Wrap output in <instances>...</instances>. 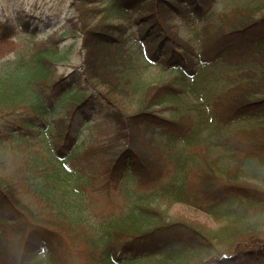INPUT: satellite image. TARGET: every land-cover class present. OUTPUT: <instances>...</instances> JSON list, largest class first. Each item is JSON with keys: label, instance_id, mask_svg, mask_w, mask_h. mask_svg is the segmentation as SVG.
<instances>
[{"label": "trees", "instance_id": "trees-1", "mask_svg": "<svg viewBox=\"0 0 264 264\" xmlns=\"http://www.w3.org/2000/svg\"><path fill=\"white\" fill-rule=\"evenodd\" d=\"M240 1L71 0L62 25L0 23L28 38L0 61V264H264V124L229 127L264 114V0ZM173 10L207 47L167 31ZM92 117L104 135L86 144ZM223 137L234 145L214 153Z\"/></svg>", "mask_w": 264, "mask_h": 264}, {"label": "rangeland", "instance_id": "rangeland-1", "mask_svg": "<svg viewBox=\"0 0 264 264\" xmlns=\"http://www.w3.org/2000/svg\"><path fill=\"white\" fill-rule=\"evenodd\" d=\"M70 1L71 0H0V23L4 21L5 19H8L9 20L8 23H11V21H13V18L19 14L24 15L23 17H29L30 14H33V15H37V16H41L45 18L48 15L52 16L53 14H60L61 12V18H62L61 25H62V24H65L69 16H71L70 13L72 10L70 8ZM207 1L208 3H211V6L213 7L216 6V8L223 7L224 5L225 7L228 5L233 6L235 3H237L236 0H206V2ZM240 2H243L246 4L250 3L251 6H254L256 8L257 6L261 4L260 0H242ZM176 5H177V9H179V11H181L183 14L187 6H183L180 4H176ZM261 11H264V8H262ZM64 15H65V18H63ZM134 15L135 14L131 13V15L129 16V19L133 20ZM165 20H166L165 27L167 31H169V33H171V35H173L174 37H177V38L183 37L184 39H189L195 44H201L207 47L208 45L207 42L205 43L202 40L203 34L200 32L196 34L195 28H192L194 27L195 24L186 23L177 11H174V10L171 12L167 11ZM137 29H138V26L136 24L132 23L128 25V31L131 32V36L127 38L128 41L133 42V39L137 38V35H138ZM3 35L4 34L2 33L0 34V61L4 58H7L13 55L15 49L25 46L26 42L28 41V38L24 36L19 30H16V29L13 30L12 34L8 35L7 37L3 38ZM135 45H139L143 47L145 45V42L135 41L132 47L134 48ZM146 70H151L152 73H155L156 71H158L156 65H152V64L150 65L148 64L146 67ZM159 72H161V74L168 73L166 70H162ZM170 74H173V73L170 72ZM186 103L189 106L191 105L190 99L188 100V98L183 97L181 99V103H177V104L186 105ZM172 106L174 105L170 103L165 104L164 106H161V107H158V105H155L154 110L155 111L159 110L163 112V114L165 115H170L168 113V109L171 108ZM101 122L102 120L100 118L92 117L89 127L91 126V123H95L97 127H100ZM262 124H264V114L263 113H252L246 117L238 118L232 121L231 124H229V127L238 128V129H249L250 127H257ZM86 128L87 127H85L84 130L89 131V133L86 134V144H92L95 141L101 139L104 135V133L100 131L99 129L95 130L96 127L95 128L90 127V130ZM137 130L139 131V136L137 134L136 135L141 141L142 148L146 152H148L149 149L153 147L151 152L154 154L155 149L157 147H160L158 146V143H157V141H159V138L156 135V133L152 130L144 129L143 127H138ZM239 140L240 139H238L235 136L231 141H239ZM231 141H229V138L228 140H224V137H223L222 141L217 142L218 145H213V152L217 153V150L220 149V151L223 150L224 152L228 153V148L234 145V143ZM36 147H39V146L35 144L34 148ZM205 170H206L205 168L202 172H200L199 169L196 170L197 172L193 176V180L195 181L194 186H197L199 184L197 175L199 176L200 174L203 175L204 173H206ZM260 171L261 170L259 169L258 171L259 175H260ZM236 174L239 176L237 178V181H239L244 176V174H246L244 179L246 181H249L248 183L250 182L259 183L260 182L259 179H257L258 177L256 175V172H254V169H249L247 173H245L244 169L239 168ZM111 191H113V189ZM92 194L93 192H89V196H91ZM105 195L106 194H103L102 197H104ZM102 206L110 208L109 203H105ZM173 210L174 211L179 210L180 212H185V213L192 212V209L185 207V206L183 207L180 205H174ZM196 216L200 220L207 222L209 225L213 227H217L218 225H222L224 223L223 218H214L213 216L206 214L204 212L196 213ZM253 263L254 261L250 260V264H253Z\"/></svg>", "mask_w": 264, "mask_h": 264}]
</instances>
